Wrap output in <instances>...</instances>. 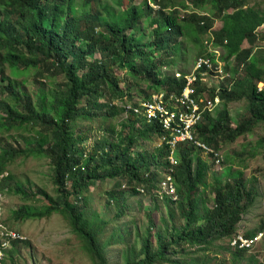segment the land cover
<instances>
[{
	"label": "trees",
	"instance_id": "1",
	"mask_svg": "<svg viewBox=\"0 0 264 264\" xmlns=\"http://www.w3.org/2000/svg\"><path fill=\"white\" fill-rule=\"evenodd\" d=\"M112 1L115 7L107 0H0V67L8 64L16 70L34 72L37 81L51 78L49 87L38 86L35 95L20 93L19 96L17 90L22 83L17 81L0 86V96L5 91L12 96L11 104L0 101V106L7 111L5 117L0 116V131L30 129L36 134L33 140L24 142V148L16 150L10 144L1 147L0 176L5 173L8 176L0 181V188L3 193L8 188V192L27 198L40 197L47 205L43 211L18 209L12 213L17 222L48 219L54 214L65 217L93 264L109 262L98 238L105 224L86 218V195L98 183L116 179V189L126 184L133 187V193L138 194L139 189H143L154 197L160 192V176L169 164L168 145L157 148L149 159L134 151L141 140L159 139L163 135L161 126L156 124L143 123L145 127L137 129L136 125L143 121L135 115L130 116L121 132L112 130L114 135L119 134L118 138L101 140L90 152L82 146L88 139L87 133L75 137L73 126L81 119L93 121L104 115L116 116L118 111L122 113L121 109L109 105L124 94L122 78L115 72L116 64L121 70L128 69L133 77L139 75L138 68H141L144 78L151 80L152 90L167 86L169 91L181 93L187 81L163 76L159 69L162 53L159 52L170 55L171 49L180 51L181 38L192 35L188 43L200 48L198 56H205L204 37L213 30L216 45L224 49L223 60L227 63L224 68L232 74L222 85L219 98L225 105L247 99L248 115L234 121L226 109L219 111L218 117L206 113L195 134L214 153H219L223 144L251 133L264 122V89L259 91L257 87L258 83H264V48L254 50L258 41H264V36L258 33L264 26V10L251 7V0H143L139 5L133 0H127V4ZM209 3L213 5V14L203 16L196 12L207 10L203 8ZM122 6L126 8L120 10ZM180 8L186 12L184 17L178 14ZM217 20L223 22V27L214 31ZM141 21L150 27L152 35L161 29L165 32L154 41L143 43ZM247 42L251 47L245 48ZM232 60L236 62L233 68ZM239 68L243 70V80L239 77ZM57 78L63 81L58 83ZM195 87L198 92L205 88L199 82ZM209 95L214 98L215 92L210 90ZM103 98L108 103H102ZM83 103L87 109L81 108ZM105 109L111 113L103 114ZM127 130L130 132L126 134ZM256 147L264 148V137L258 140ZM201 154L200 148L187 143H180L176 151L179 160L174 167L176 203L184 219L183 228L174 234L167 229L153 232L155 228L150 220L141 247L126 255L125 264H209L204 259L184 258L193 254H186V248L205 251L218 241L229 240L232 245L239 237V225L258 196L255 180L247 182L242 171H232L235 161L227 156L226 172L219 179L215 177L213 186L209 185L208 174L215 158L209 154L210 158L204 159ZM22 157H43L50 161L54 168L55 199L42 191L28 195L20 188L10 187L13 177L6 168ZM225 176L228 178L223 184L221 179ZM210 187L214 194L212 207H208L206 199L197 192ZM122 195L113 196L112 202L120 206V200H124ZM70 200L76 205L68 206ZM81 201H84L83 206L79 205ZM123 214V209L119 208V215ZM252 238H256V234H249L247 239ZM19 243L22 242H11L12 246ZM235 250L236 258L247 253L240 248Z\"/></svg>",
	"mask_w": 264,
	"mask_h": 264
},
{
	"label": "rangeland",
	"instance_id": "2",
	"mask_svg": "<svg viewBox=\"0 0 264 264\" xmlns=\"http://www.w3.org/2000/svg\"><path fill=\"white\" fill-rule=\"evenodd\" d=\"M107 1L114 5L112 0ZM121 1L127 4V0ZM142 1L133 0L137 5L141 4ZM250 6L264 10V0H251ZM125 8L126 6H122L120 10H124ZM205 8L207 10L200 9L197 12H202L204 16H210L214 13L211 3L203 9ZM30 13L33 14L32 11ZM178 14L184 17L186 12L180 8ZM222 27L223 22L221 20L215 21L214 31H218ZM140 32L142 34V42L148 43L154 41L159 34L164 33L165 29H161L158 33L152 35L150 27H147L141 21ZM258 33L260 37L264 36V26L258 30ZM191 37L192 35H185V37L181 38L183 47L180 51L171 49L170 55L159 52V54L162 53L159 60V69L164 77L175 76L177 73L184 75L194 74L200 57L198 56L200 48L192 43H188V39ZM207 37H211V33L206 35ZM206 38L204 37V40ZM249 47L251 45L247 42L245 48ZM257 48H264V41H258L254 46V50ZM162 56L163 58H161ZM96 58L99 59L100 56L96 54ZM136 65L139 64L136 63ZM230 65L231 68L235 67L236 62L232 60ZM114 68L120 78L125 81V87L128 84H132L133 87H137V90L141 92L142 86L146 89L148 85H152L151 80L144 78L145 73L141 68H138L139 75L137 77L131 76L128 69H119L118 64ZM239 73V77H243V80L244 73L240 68ZM34 77V72L29 73L25 70H16L10 68L8 64L0 67V86H7L9 82L16 81L22 83V87L19 88V91L17 90L19 96H21L20 93L35 95L37 87L42 84L49 87L48 83L51 78L41 79V82L34 80ZM62 81L63 78L56 79L58 83ZM261 84L264 85V83L260 82L257 87H263L264 89V86H261ZM104 96L107 97L106 94ZM11 98L12 96L5 91L0 96V101L3 100L1 103L6 102L11 104ZM100 101L105 104L108 103L106 98ZM247 106V99L226 105L221 100L212 114L218 117L219 111L226 109L234 121H240L248 115ZM81 108L87 109L85 103L81 105ZM88 111L86 110V112ZM118 112L116 116L108 117L104 115V117L94 119L93 121L83 118L73 126L75 137L87 133L88 139L83 141L82 144V146L86 147L87 152H90L101 140L118 138L119 134L114 135L112 130L116 129V131L121 132L123 125L128 122L125 120L124 114L120 111ZM6 113V109L0 106L1 118L5 117ZM106 113L111 112L105 109L103 114ZM143 123L145 122H139L136 128L139 130L143 129L145 127ZM235 126L233 123L232 127ZM129 132L127 130L125 133ZM35 137L36 134L30 129L22 132L13 130L10 133L0 131V159L3 156L1 147L5 146V144H10L17 150L24 148V142L33 140ZM263 137L264 122H261L251 133L239 137L231 143L223 144L220 152L222 158L219 162L214 161L212 170L208 174V184L213 186L216 183L215 177L219 179L226 172L229 166V162L226 160L228 156L235 161L232 171H242L247 182L255 180V186H257L258 191L256 203L244 216V220L239 225V233L243 238H248L249 234H256V237L261 236L262 241L254 250L247 251L244 257L236 258V250L232 248L229 240H224L218 241L205 251L198 250L197 247H187L185 253L193 254L186 255L184 258L204 259L209 264H256V261L253 259L255 258L261 264H264V148L256 147L258 140ZM161 146V142L157 138L154 140H141L134 147V151L143 154L149 159L150 155ZM254 151H257L256 155L252 154ZM201 155L204 159L210 158L209 155L203 152ZM210 160L213 161L214 159L211 158ZM1 167L2 165L0 169ZM6 169L13 177V181L10 184V187L13 189L16 187L20 188L22 193L28 195L42 191L51 198H56V188L52 183L54 168L47 158L31 157L26 159L22 157L14 163L9 164ZM227 178L225 176L221 179V182L224 184ZM116 183V179L107 180L98 183L91 189L86 195L87 205L84 211L86 218L90 221L105 224L98 238L100 245L105 248L103 252L109 264H125L126 255L132 251H138L141 247L142 237L146 229L151 225L150 220H152L153 227L155 228L153 232H164L167 229L168 232L174 234L183 228L184 219L177 211V200L175 201L173 197L168 196L165 192L155 193L154 197H152L140 190L138 194L131 192V188L133 187L129 185L116 189ZM211 187L208 189L201 188L197 191L199 195H203L206 199L208 207L213 206L214 194L211 192ZM8 190V188L5 190V195L3 196L0 223L7 230L19 234L24 240L15 246H12L11 243L6 245L5 251L2 252L0 264H93L84 248L83 242L73 233L69 221L62 215L54 214L48 219L38 221H15L12 218V213L18 209L26 207L32 211H43L47 205L40 197H36L35 199L27 198L22 194L17 195L14 192H8ZM121 194H123L124 200H120V206L115 205L112 202V197L116 195L121 197ZM169 199L175 203L170 202ZM67 203L68 206L76 205V202L73 200ZM79 205L83 206L84 201H81ZM119 208L123 209V215H119ZM0 242H2L1 239ZM25 243H29V245H25Z\"/></svg>",
	"mask_w": 264,
	"mask_h": 264
},
{
	"label": "built area",
	"instance_id": "3",
	"mask_svg": "<svg viewBox=\"0 0 264 264\" xmlns=\"http://www.w3.org/2000/svg\"><path fill=\"white\" fill-rule=\"evenodd\" d=\"M155 9L158 6H154ZM192 13V11H190ZM204 15V14H203ZM206 54L201 57L197 63L194 74H190L185 78L187 81L186 87L181 93L170 92L162 88L159 90L150 91L149 87L141 88L142 93L137 90L128 91L124 83L121 84L123 96L113 101L111 105L120 107L124 113L126 120L131 115L142 119L147 124L160 125L163 132L162 137L158 139L161 145H168L170 155L168 157L169 164L164 170L160 183V192L167 194L176 201L178 199L177 189L174 180V167L178 165V158L176 151L180 143H187L188 145H196L206 155L213 154L217 162L222 158L221 153H214L206 144L200 141L195 134L196 128L201 124L206 113L212 114L217 105L221 102L219 92L222 85L229 78H232L231 71L226 72L223 60L224 49L222 45H216L215 36L205 41ZM223 50V53H222ZM210 53H212L210 55ZM176 78H182V74L177 73ZM205 79V81H203ZM199 82L203 90L198 92L196 84ZM261 86H264L261 84ZM259 91L263 87L258 88ZM210 90L215 92L214 98L209 95ZM8 176V173L0 176V181ZM126 185V184H125ZM123 185V187H125ZM143 192V189H139ZM4 193L0 188V214L2 213ZM0 260L2 252L5 251L6 245L14 241H23L16 232L7 230L0 223ZM261 236L247 239L246 237L235 238L232 241L233 248H240L243 250H254L261 242Z\"/></svg>",
	"mask_w": 264,
	"mask_h": 264
},
{
	"label": "clouds",
	"instance_id": "4",
	"mask_svg": "<svg viewBox=\"0 0 264 264\" xmlns=\"http://www.w3.org/2000/svg\"><path fill=\"white\" fill-rule=\"evenodd\" d=\"M150 5L154 7V5H152V4H150ZM158 8H159V7H158ZM158 8H157V9H158ZM197 11H198V10H196V12H197ZM198 13L201 14V15H203L202 12H198ZM203 16H204V15H203ZM203 24H204V22H203ZM210 33L213 34V30L210 31ZM208 38H209V37H208ZM208 38H206V39H208ZM206 39L204 40V49H205V51H206V48H205V41H206ZM202 57H203V56H202ZM200 58H201V57H200ZM200 58H199V59H200ZM198 61H199V60H198ZM197 63H198V62H197ZM196 66H197V65H196ZM195 69H196V67H195ZM179 74H182V73H179ZM188 75H190V74H188ZM188 75H184V74H182V78H181V79H183L184 77H186V76H188ZM173 77H174L176 80H178V79L176 78V75L173 76ZM181 79H179L178 81H180ZM184 79H185V78H184ZM122 81H123V79H122ZM124 82H125V81H123L122 83H124ZM122 83H121V84H122ZM150 86H151V85H150ZM150 86L148 85L150 91H151V92L154 91V90L151 89ZM127 87H128V86H127ZM127 87H126V88H127ZM129 87L132 88V90H128V91H133V90L136 88V87H133L132 84H130ZM129 87H128V88H129ZM162 88H165V89L168 90L167 86H163ZM162 88H160V89H162ZM170 92H171V91H170ZM140 93H142V91H141ZM116 99H117V98H114L112 101H110V102H109V105L112 106V107H117V106H115V105H111V104L113 103V101L116 100ZM117 108L120 109V107H117ZM122 114H124L123 111H122ZM124 118H125V117H124ZM125 120H126V119H125ZM128 120H129V119H128ZM128 120H126V121H128Z\"/></svg>",
	"mask_w": 264,
	"mask_h": 264
}]
</instances>
